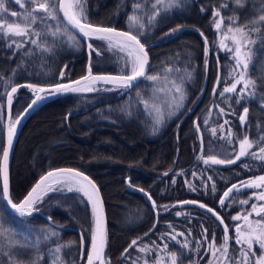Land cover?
I'll list each match as a JSON object with an SVG mask.
<instances>
[{
  "label": "trees",
  "instance_id": "obj_1",
  "mask_svg": "<svg viewBox=\"0 0 264 264\" xmlns=\"http://www.w3.org/2000/svg\"><path fill=\"white\" fill-rule=\"evenodd\" d=\"M134 3L142 4L136 14L143 17L144 29H137L129 20ZM221 4L229 5L221 9L226 22L235 11L243 23L256 14L260 0H250L244 8H238L232 0H184L180 7L169 10L161 6L153 26H147L146 13L151 11L148 0H84V9L91 23L144 33L141 42L153 45L148 49L150 64L146 74L158 75L160 79L153 82L142 78L130 89L98 84L95 91L60 96L35 110L19 134L9 168L13 202H19L47 171L72 168L91 178L100 191L106 221L105 255L110 257L111 264H132L138 257L137 264H143L145 259L153 264L158 257L169 260L167 253L161 251L164 243L169 244V251L182 254V264H208L203 229H208L209 237L214 233L217 243H220L224 234L222 227L197 205L180 203L197 201L213 208L229 225V235L232 236L235 221L231 217L250 207L242 206L238 201L248 198L253 191L242 189L237 193L233 190L224 207L219 203L220 198L232 184L264 174V162L250 157L243 158L229 169L205 165L200 158H206L208 154L227 158L231 154L228 142L220 138L227 135L228 128L232 129L233 140L244 134L255 140L264 133V108L261 107V99L264 98V45L259 40L251 46L252 61L248 68V76L257 85L251 90L255 92V98L246 96L237 104L236 94L220 95L223 88L232 83L230 76L235 67L232 53L219 47L221 37L213 24V12ZM253 4L258 6L257 9L252 7ZM6 6L18 13L24 12L14 0ZM8 19L17 20L16 17ZM56 26V21L48 20L46 24L38 22L34 27L47 33L55 31ZM60 27L61 34L55 37H32L48 51L30 42L19 49L15 45L8 47L9 40L0 38V147L4 146L6 139V91H10L13 85L33 83L47 86L72 81L85 74L88 55L93 74L119 75L129 71L126 53L117 48L109 49L106 41L89 39L100 53L97 55V51H91L62 19ZM64 27L75 40L63 34ZM173 29L178 31L172 32ZM205 37L208 40L207 53ZM168 68L173 71H165ZM188 73L190 77L186 75ZM181 77L185 99L181 107H169L165 101L172 102L170 82H180ZM241 87L238 86L237 91ZM33 97L27 88L17 91L13 95L11 118L19 116ZM144 101L148 102L147 105ZM192 107L194 109L189 112ZM244 107H248L249 113L245 125L241 126L238 117L243 114ZM156 108L163 113L161 123H156ZM220 108L225 110L224 114ZM196 118L203 143L195 130ZM225 120L229 123L224 124ZM221 124H224V130L218 128L217 135L213 136L211 128ZM42 127L47 128L41 130ZM38 131L40 141L33 142L23 158L21 150L31 137L27 136ZM24 162L28 173L22 178L18 168ZM244 164L250 165V170L243 167ZM172 167L174 169L165 175ZM130 184L152 197L157 205L155 212L140 192L128 189ZM36 209L37 213L24 218L28 222L27 227L33 229L28 232L20 218L4 209L0 198V220L8 218L9 225L24 237L42 239L39 230L55 227L59 243L71 242L62 252L67 264L79 262L80 233L84 242V264L90 249L92 226V207L87 199L75 191L49 192ZM178 212L181 215H176ZM45 217L62 228L50 225ZM173 229L175 233H184L178 235L177 240L187 241L189 249H181L164 235L174 234ZM137 238H140L141 245L153 248L152 253H140L133 248L129 250L128 258L122 259L123 250ZM153 241L159 248L153 245ZM197 241L203 247L197 248ZM230 245L234 247V241H230ZM49 247L55 245L51 241L42 242L43 258L39 264H51ZM34 251L30 249L29 253ZM30 258V255H25V264Z\"/></svg>",
  "mask_w": 264,
  "mask_h": 264
},
{
  "label": "snow or ice",
  "instance_id": "obj_2",
  "mask_svg": "<svg viewBox=\"0 0 264 264\" xmlns=\"http://www.w3.org/2000/svg\"><path fill=\"white\" fill-rule=\"evenodd\" d=\"M13 0H0V38L9 40L8 47L15 45L17 49L24 46L26 42H30L37 47H43L44 51H48L46 46L38 44L37 39L43 35H52L55 37L61 34V15L63 22L71 28L76 29L79 34L85 38H95L107 42L109 49L117 48L120 52L126 53L128 62L131 65L130 72H125L119 75H93L91 65L88 68V74L71 81L69 83H57L48 86L39 84L26 83L13 85L10 91H6L7 107L9 109V120L7 124V142L3 147H0V198L7 202V205L15 211L20 218V223L27 228L28 232L33 229L27 227L28 222L24 220L26 217H31L34 211H37L36 205L42 203L44 197L49 192H77L83 195L92 207V226L90 229V249L86 254V264H111L110 257H106L105 250L107 246V236L105 230L103 201L100 197L99 189L91 179L81 171L72 168H62L48 171L42 175L38 181L31 187L30 191L19 201L13 202L12 194L9 185V156L13 146V138L16 135L17 126L21 123L23 116L27 115L38 102H42L49 96L62 93H80L91 92L97 90L95 85L98 82L104 84H112L119 88L130 89L134 87V82L138 78H144L149 81H157L160 79L158 75H147L146 69L149 64L148 50L145 43L141 42L142 31H117L113 27L93 24L89 21L84 9V0H14L15 5L20 9H24L23 13H18L7 7L6 4L12 3ZM151 2V11L147 12V26H153L157 17L160 15L161 6L164 10H169L173 7H180L184 0H148ZM238 8H244L250 0H232ZM229 7L228 4H221L213 12V24L217 32L220 34L219 47L229 53H232V58L235 61V67L230 79L233 82L226 85L221 96L225 94H236V103L239 104L246 96L255 98V92L251 91L257 87L256 82L248 76L249 63L252 61V45L257 43V40L264 45V0H260V6L253 4L252 7L258 10L256 14L249 19L240 22L239 13L234 11V14L225 17L221 14V9ZM142 8L141 3L133 4V15L129 17L130 22L137 29L146 27L143 22V17L136 13ZM203 10V9H202ZM8 17H16L17 20H9ZM48 20L56 21L57 26L55 31L47 32L37 30L34 26L40 22L46 24ZM178 29H173L176 32ZM63 34H67L68 38L75 40V37L68 32V28H63ZM201 36L204 34L201 32ZM253 36L256 39H253ZM19 38V39H18ZM230 41L231 43H227ZM205 53L208 51V40L205 37ZM91 51H97L91 43L88 44ZM97 55L100 53L97 51ZM207 66V65H206ZM165 71L172 72L173 69L168 68ZM190 77V73L186 74ZM63 79V73L60 74ZM167 79V77H165ZM264 79V78H262ZM183 77L180 82L172 80L170 82L169 92L172 93L171 103L165 101L172 107L179 108L182 106L185 99V93L182 87ZM11 83V81H8ZM237 91L238 86H241ZM19 88H27L34 94V99L24 110V113L14 120L11 118L10 110L13 104V95ZM215 88L213 94L215 95ZM43 94V95H42ZM139 96V93L137 94ZM147 105V101H144ZM261 107L264 108V98L261 99ZM224 109L220 108L221 114H224ZM157 119L156 123L163 121V113L159 108H156ZM248 107L243 108V114L239 115L238 119L241 126H244L248 117ZM229 121L225 120L224 124ZM224 124L218 127L211 128L213 136L217 135L218 128L223 131ZM207 125V120H205ZM197 131L200 130L199 123L196 124ZM233 132L231 128L227 129V135L221 136L231 147V154L227 158H218L216 154H208L205 157H200L205 165H231L240 161L242 158L250 157L252 159L264 162V133L258 136L255 140L250 139L249 135L237 136L232 139ZM202 139V138H201ZM203 143V139H202ZM255 149V151H253ZM203 150V147H202ZM250 170V165H242ZM168 173L166 172L165 175ZM195 175V173H193ZM211 177H209V180ZM175 183V181H173ZM131 186V184H130ZM242 189H256L248 198L240 199L238 202L242 206H248L244 212L237 213L232 216V221L241 222L234 226L235 236L229 235V225L225 224L224 219L213 208L207 207L203 203H199L200 208L206 209L211 213L221 225H224L223 237L220 243H217L216 236L213 233L211 237L208 235V229H203L204 243L207 244L206 253L211 259L208 264H264V175L250 177L247 180H241L236 184H232L220 198L221 207L225 206V200L229 198V194L235 190L237 193ZM144 191L143 189H139ZM213 190L215 186L213 185ZM145 195L152 201L153 208H157L156 202L152 197L145 192ZM250 201H254L251 202ZM235 202V200H234ZM184 204H197V201H184ZM167 208V206H164ZM176 215H181L177 213ZM51 219V218H49ZM171 227V225H169ZM42 239L29 240L23 236V233H18L16 229L9 225L8 218L0 220V264H25V255H30L31 258L27 264H39L43 258L41 253L42 242L51 241L55 247H49L48 253L51 258V264H67V261L62 256L63 249L69 247L68 244L59 243V233L55 227L39 230ZM174 234L164 233L169 236L171 241L176 242L181 249H189L187 241L180 242L177 236L184 233ZM147 235V233L145 234ZM188 235H191L189 232ZM237 246L234 252H230V241H233ZM156 245V242H152ZM81 246L83 247V237L81 238ZM255 246V247H254ZM169 244L164 243L161 251L167 253L170 264H182L181 253L177 251H169ZM203 247V244L197 241V248ZM144 254H151L154 250L148 245H141L140 238L133 239L131 243L121 253V258H128L129 250ZM159 248V245H156ZM30 249H34V253H29ZM259 253V254H258ZM132 261V264H137L138 260ZM143 264H149L145 259ZM153 264H166L164 257H158Z\"/></svg>",
  "mask_w": 264,
  "mask_h": 264
},
{
  "label": "water",
  "instance_id": "obj_3",
  "mask_svg": "<svg viewBox=\"0 0 264 264\" xmlns=\"http://www.w3.org/2000/svg\"><path fill=\"white\" fill-rule=\"evenodd\" d=\"M61 15V19H62V14H60ZM65 24H66V22H64ZM68 26V25H67ZM71 30H73L84 42H85V44L88 46V43H89V38H85V37H83L81 34H79L78 33V31L76 30V29H73V28H71V26H68ZM194 31H197L196 29H194V28H192ZM117 31H121V30H118V29H116ZM198 32V31H197ZM151 46H153L152 44L151 45H146V48H147V50L151 47ZM149 64H150V60H149ZM149 64H148V66H147V69H146V73H147V71H148V68H149ZM89 65H90V56L88 55V59H87V63H86V72H85V74L83 75V76H85V75H87L88 74V68H89ZM93 75H110V74H93ZM83 76H81V77H83ZM81 77H79V78H76V79H74V80H72V81H75V80H77V79H80ZM142 78H138V80L137 81H135L134 82V84L135 83H137L138 81H140ZM218 80H219V78H217V82H216V85H215V87L217 88V86H218ZM69 82H71V81H69ZM69 82H66V83H69ZM97 84H104V83H102V82H98ZM48 86V85H47ZM22 88H19L18 89V91H20ZM203 91H204V89H203ZM202 91V92H203ZM68 94H71V93H62V94H56V95H52V96H49V98H47V99H45L44 101H42V102H38L37 103V105L32 109V110H30L29 112H28V114L27 115H25V116H23V119L21 120V123L17 126V130H16V135H15V137L13 138V146H12V150H11V152H10V156H9V168H10V164H11V161H12V157H13V153H14V149H15V145H16V142H17V139H18V137H19V134H20V132H21V130H22V128H23V126L25 125V123L27 122V120L30 118V116L33 114V112L35 111V110H37L41 105H43L44 103H46V102H48V101H50V100H52V99H55V98H57V97H60V96H64V95H68ZM43 95V94H42ZM200 97H201V95L199 96V98H198V100L200 99ZM35 97H33V99H34ZM6 100H7V98H6ZM32 101V100H31ZM31 101L28 103V105L31 103ZM27 105V106H28ZM27 106H26V108H27ZM25 108V109H26ZM193 108L194 107H192L190 110H189V112L190 111H192L193 110ZM24 109V110H25ZM24 110L21 112V114L20 115H22L23 113H24ZM10 115H11V110H10ZM19 115V116H20ZM8 120H9V109H8V107H7V109H6V118H5V127H6V139H5V143H4V145L6 144V142H7V124H8ZM196 121H195V129H196V131H197V128H196ZM197 133H198V135H199V139H200V141H201V136H200V132L199 131H197ZM240 161H237L235 164H231V165H213V166H215L216 168H219V169H229V168H231V167H233V166H235L236 164H238ZM63 168H66V167H63ZM57 169H62V168H57ZM57 169H52V170H57ZM174 169V167H172V169L168 172V174L172 171ZM52 170H49V171H52ZM48 172V171H47ZM46 172V173H47ZM46 173H44V174H46ZM43 174V175H44ZM86 175V174H85ZM40 178V177H39ZM38 178V179H39ZM38 179L36 180V182L38 181ZM89 179H91V178H89ZM92 180V179H91ZM35 182V183H36ZM1 183H2V181H1ZM34 183V184H35ZM94 183V182H93ZM34 184L32 185V186H34ZM31 189V188H30ZM30 189H29V191H30ZM128 189L129 190H131V191H138V192H140L143 196H144V198L146 199V201L148 202V204H149V206H150V208L155 212V210H154V208H153V206H152V201H150L149 199H148V197L145 195V192L144 191H140L139 189H137V188H134V187H132V186H130V185H128ZM99 193H100V191H99ZM27 194V193H26ZM100 197H101V194H100ZM102 199V198H101ZM2 203H3V207H4V209L8 212V213H10V214H12L13 216H15V217H17V218H19L18 217V215L15 213V211L13 210V209H11V207L9 206V205H7V202L6 201H4L3 199H2ZM180 204H183V205H197L198 207H199V203H197V204H184V203H180ZM203 210H205L207 213H209L206 209H204V208H202ZM35 213H37V211H34ZM103 212H104V209H103ZM209 214H211V213H209ZM212 215V214H211ZM213 216V215H212ZM214 217V216H213ZM215 218V217H214ZM45 219H46V221L50 224V225H52V226H56L57 228H59V229H61L62 227L61 226H58V225H55V224H53L52 222H51V220L49 219V218H47V217H45ZM216 219V218H215ZM104 221H105V214H104ZM216 221L219 223V225L222 227V230L224 229V225H221L220 224V222L216 219ZM105 230H106V221H105ZM79 237H80V258H79V262H78V264H81L82 263V260H83V255H84V242H83V247L81 246V234L79 233ZM84 264H86V261H85V263Z\"/></svg>",
  "mask_w": 264,
  "mask_h": 264
},
{
  "label": "rangeland",
  "instance_id": "obj_4",
  "mask_svg": "<svg viewBox=\"0 0 264 264\" xmlns=\"http://www.w3.org/2000/svg\"><path fill=\"white\" fill-rule=\"evenodd\" d=\"M227 43H231L230 41H227ZM130 68H131V65H130V63H129V71L128 72H130ZM232 82H233V79H232ZM109 85H111V86H113V87H116V86H114V85H112V84H109ZM95 88H97V84L95 85ZM92 92V91H91ZM80 93H82V92H80ZM174 106V105H173ZM175 108V107H174ZM176 111H179L178 109L176 110ZM18 117V116H17ZM16 117V118H17ZM15 118H13V120H14ZM43 126H45V125H43ZM43 129H41V130H45L46 128L45 127H42ZM32 133V132H31ZM34 134V135H33ZM29 136H31V137H29ZM34 136H36V137H34ZM39 136H41L40 135V133H39V131L38 132H35V133H32L31 135H30V133H29V135L27 136V138L29 137L30 139L27 141V143H25L24 145H23V148H22V150H21V154L23 155V158H25V156H26V154H27V150L29 151V149L33 146L32 144H33V142H37V141H40L39 139H40V137ZM32 145V146H31ZM27 167H25V162H24V164H23V166L21 165V163H20V167L18 168V170H20L19 171V173H20V176L22 177V178H25L26 176H27ZM264 175V174H263ZM259 176V175H258ZM114 189H112V191H113ZM250 190H252L253 192H255V191H258V190H256V189H250ZM80 194V193H79ZM82 195V194H81ZM83 196V195H82ZM260 203H264V202H260ZM237 223H241V222H235V224H237ZM233 237L235 236V233L232 235ZM234 241V240H233ZM235 244V243H234ZM236 245H234V247H230V252H234V250L236 249ZM255 247V246H254ZM259 254V253H258ZM211 259V257H210V255H209V260ZM166 261V264H170V260H165ZM209 262V261H208Z\"/></svg>",
  "mask_w": 264,
  "mask_h": 264
},
{
  "label": "flooded vegetation",
  "instance_id": "obj_5",
  "mask_svg": "<svg viewBox=\"0 0 264 264\" xmlns=\"http://www.w3.org/2000/svg\"><path fill=\"white\" fill-rule=\"evenodd\" d=\"M195 121H196V123H197V118L194 120V125H195ZM199 132H200V130H199Z\"/></svg>",
  "mask_w": 264,
  "mask_h": 264
}]
</instances>
